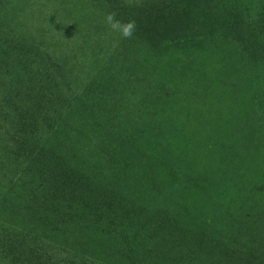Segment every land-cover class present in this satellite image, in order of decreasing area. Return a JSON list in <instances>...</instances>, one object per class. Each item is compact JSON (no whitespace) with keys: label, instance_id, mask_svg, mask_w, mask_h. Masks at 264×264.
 Returning <instances> with one entry per match:
<instances>
[{"label":"rangeland","instance_id":"rangeland-1","mask_svg":"<svg viewBox=\"0 0 264 264\" xmlns=\"http://www.w3.org/2000/svg\"><path fill=\"white\" fill-rule=\"evenodd\" d=\"M139 3L0 0V264H264V0Z\"/></svg>","mask_w":264,"mask_h":264},{"label":"clouds","instance_id":"clouds-1","mask_svg":"<svg viewBox=\"0 0 264 264\" xmlns=\"http://www.w3.org/2000/svg\"><path fill=\"white\" fill-rule=\"evenodd\" d=\"M129 7H139V0H125ZM103 23L107 25L111 32L119 33L120 37L124 39H131L136 31L137 24L134 19L128 21H121L117 19L115 11H108L103 14ZM119 41H117V44Z\"/></svg>","mask_w":264,"mask_h":264}]
</instances>
